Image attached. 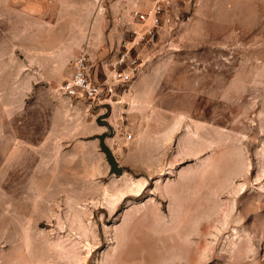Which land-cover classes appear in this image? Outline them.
I'll list each match as a JSON object with an SVG mask.
<instances>
[{
  "label": "rangeland",
  "instance_id": "obj_1",
  "mask_svg": "<svg viewBox=\"0 0 264 264\" xmlns=\"http://www.w3.org/2000/svg\"><path fill=\"white\" fill-rule=\"evenodd\" d=\"M152 1L0 0V264H264V0H174L130 89L60 88Z\"/></svg>",
  "mask_w": 264,
  "mask_h": 264
},
{
  "label": "built area",
  "instance_id": "obj_2",
  "mask_svg": "<svg viewBox=\"0 0 264 264\" xmlns=\"http://www.w3.org/2000/svg\"><path fill=\"white\" fill-rule=\"evenodd\" d=\"M173 2L174 0H153L146 9L132 6L128 14L135 19L136 25L126 38L120 40L118 47L110 49L98 59L97 64L104 70V77H97L92 72L93 59L86 48H81L72 60L70 75L60 85L62 92L72 99L99 103L113 93L118 84L123 91L130 89L144 64V57L139 49L154 42L160 20L169 12ZM174 17L178 19L179 15ZM188 18L187 14L185 19ZM116 20L120 23L121 15Z\"/></svg>",
  "mask_w": 264,
  "mask_h": 264
},
{
  "label": "water",
  "instance_id": "obj_3",
  "mask_svg": "<svg viewBox=\"0 0 264 264\" xmlns=\"http://www.w3.org/2000/svg\"><path fill=\"white\" fill-rule=\"evenodd\" d=\"M106 133L102 132L97 135L99 147L104 152L105 158L109 164V172L120 174L123 171V167L119 164L118 160L115 158L113 151L105 141Z\"/></svg>",
  "mask_w": 264,
  "mask_h": 264
},
{
  "label": "crops",
  "instance_id": "obj_4",
  "mask_svg": "<svg viewBox=\"0 0 264 264\" xmlns=\"http://www.w3.org/2000/svg\"><path fill=\"white\" fill-rule=\"evenodd\" d=\"M110 42V43H109ZM108 42V45L110 46V45H113L114 43H112V41H109ZM102 51L104 52V47L102 48Z\"/></svg>",
  "mask_w": 264,
  "mask_h": 264
}]
</instances>
